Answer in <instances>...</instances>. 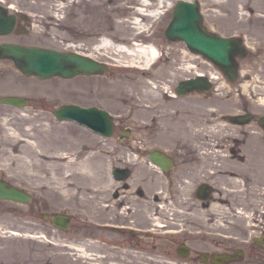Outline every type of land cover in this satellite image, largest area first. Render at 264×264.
<instances>
[{
  "label": "rangeland",
  "instance_id": "1",
  "mask_svg": "<svg viewBox=\"0 0 264 264\" xmlns=\"http://www.w3.org/2000/svg\"><path fill=\"white\" fill-rule=\"evenodd\" d=\"M142 1L12 0V4L21 5L33 18H36L34 29L41 35L37 41L60 50L92 52L98 59L112 63L109 65V70L102 75H81L73 79L60 77L42 79L27 77L12 62L0 61V96L21 94L31 99L25 107L0 104L2 142H4L5 134L1 124L3 120L9 121L8 126L22 133L21 137L24 138L30 121L38 124L51 123L54 135L61 131L65 132L67 138L83 139L82 151L86 146L83 153L87 152L90 147L85 145L86 143L95 145L91 150L97 151L99 156L90 163H98L101 157L105 160L102 163L104 178L100 180L97 177L85 178L89 183L107 184L109 177L113 176L111 166L118 165L121 168L135 169L130 177L123 181L130 185V190L121 191L118 199L113 198L117 184L108 191L103 187L105 190H101L94 198L87 197V199L82 196V191H77L76 196L70 198L62 190L31 186L28 179L24 177L25 174L20 175L23 170L17 168L16 163L11 165L10 161L1 159L0 179L28 191L32 194V200L29 203L0 201V264H75L76 262V264H140L141 257H143L140 256L143 255L140 245L143 244L139 243L137 249L134 246H127L120 232L106 231L103 232L105 233L103 237L100 236L103 234L101 231L97 232L101 240L107 241L106 244L90 241V245L84 249L86 246L83 243L84 223H96L100 220L124 221L121 215L123 216L122 211L124 212L126 207L130 206L137 213L138 205L147 202L151 207L148 213L149 221H156L160 217L165 222L166 217H163L161 213L160 215L159 212L162 211L163 201H166L171 190L167 178L142 157L134 155L131 148L169 150L173 148V144L179 142L182 148L186 144V148L190 149H200L199 145L211 143L213 145L211 152L218 151L220 157L217 158L216 154L210 155L213 158L211 164L215 166V169L211 168L212 165L209 167L213 171L218 170L219 173L222 171L221 173L226 174L214 182L213 197L218 202H214L208 211L197 210L200 205L193 199L194 188L179 190L182 199L186 201V208L181 211V215L187 220H185V225H187L185 231L188 236H173L171 240L168 239L169 237H161L163 235H160L159 231L156 232L155 234L159 237H152L149 242L148 247L152 248L149 257L154 256V264H177L176 261L179 264H202L199 261L187 262L180 258L175 250L176 244L173 247L171 242L185 239L194 251L192 257L197 258L201 251L211 247L214 239L227 238L235 240L234 247L241 246L246 249V255L235 264H264V194L261 192L264 189V129L258 124L259 118L264 116V108H260L263 107L264 94H253L249 90V87L264 89L262 64L264 24L260 19L247 21L244 25L237 24V12L229 8L220 9L217 6L207 5L208 0H195L200 3L204 18L203 24L208 30L226 36H240L247 45L249 55L238 59L240 78L232 83L211 62L190 51L184 41L166 40L164 32L172 18L174 6L179 0H164L163 7L160 6V0H149L151 3L149 9L159 10L157 16L142 14L144 16L142 17L131 14V11L144 7L141 4ZM260 10L259 13H264L261 7ZM210 16L213 18L210 19ZM139 18L145 26L140 30L135 24V19ZM104 35L111 37L114 42L121 45L137 47L138 44H153L167 51L169 61L158 67L152 76L144 75L141 69L133 67L132 57H120L121 60L117 61L114 50L99 48V39ZM179 52L183 55L182 62H185L187 66L185 72L178 71L185 73L186 77L194 76L195 71H204L207 74L215 71L219 77L214 79V87L206 93L200 95L192 93L183 101L168 102L163 98L162 89L163 86L174 85L175 81L172 79V81L166 80V83H162L160 79L167 74L168 63L174 62ZM127 62H130L131 66ZM135 63L143 65V62ZM148 82L152 86L157 85L153 87L152 94L155 92L154 95L149 92L147 96L148 92L142 89L149 84ZM140 94L144 96L141 99H139ZM148 102L150 105L158 106L154 113L156 118L160 115H168L169 112L174 113L184 104L200 103L194 107L201 118L205 120L217 118L212 124L216 125L214 131L206 128L211 131L208 135L217 137L216 132L218 131L220 135L230 132L231 136L226 135L222 140L211 141L204 138L205 134L200 132L201 136L196 139L197 136L192 134L194 132L186 128L184 132L186 137L181 140L177 137L176 132L178 131L169 130L167 132L165 128L159 127L155 137H152L150 129L149 131L147 129L148 117L153 115V111L146 110ZM66 103L81 105L98 103L112 111L116 115L115 133L105 138L76 122L59 120L54 114V109ZM257 103L261 105L255 106ZM245 110L246 113L256 114L255 122L251 121L249 124L237 126L223 118L224 114L245 115L246 113L243 112ZM121 113L127 115L128 119L118 123ZM215 113L217 117L213 116ZM185 118L186 116L179 122L180 125L184 122L188 125L190 117L187 116L184 120ZM201 127L198 126L196 129ZM1 144L3 143H0V148L3 146ZM174 154L178 165L172 175L195 179V172L187 173L182 172V168L180 169L183 151L174 152ZM68 158L67 155L66 160ZM206 172L208 171L201 172L197 169L198 179L208 180ZM138 187L144 189V195L136 193ZM155 196L159 199L155 200ZM123 200H125V205L119 212L113 204ZM104 208L109 210L106 211ZM58 212L72 215L70 227L65 231L56 230L50 223L51 218H45V213ZM205 213H214L218 220L210 225ZM148 225L152 223L149 222ZM227 235L230 237H226ZM260 236H263V245L253 242L256 237ZM108 237L114 238V241H117L116 244L127 247L131 253L120 250L118 246H112ZM243 239H246V242ZM130 244L137 245L136 241L134 243L131 241ZM133 249L138 250V253L131 251ZM82 253L85 256L81 257ZM87 255L90 258H87ZM77 259L81 261H76Z\"/></svg>",
  "mask_w": 264,
  "mask_h": 264
},
{
  "label": "flooded vegetation",
  "instance_id": "2",
  "mask_svg": "<svg viewBox=\"0 0 264 264\" xmlns=\"http://www.w3.org/2000/svg\"><path fill=\"white\" fill-rule=\"evenodd\" d=\"M34 19L29 12L23 8L19 4H12V0H0V45L4 44H17V45H24V46H31V45H40V46H46L54 48L51 45L42 44L38 40V37L41 36L39 33L36 32L34 29ZM41 33V32H40ZM48 33V32H47ZM97 40V36H96ZM165 52H167L165 50ZM249 55V51L247 52V56ZM183 55L179 52V54L176 55V58L174 62H170L169 67L167 69V74L162 76L160 79L162 83H166L167 81H172L174 79L175 84L171 86L169 84L166 87L163 94V98H165L168 102H171L173 100H181L183 101L186 96H178L176 94H173V92H176V89L178 87V83L182 79H186V75L182 74V72H185L187 64L185 62H182L183 58H181ZM186 60V59H185ZM0 61H10V59H6L0 56ZM168 60V56L164 58V60L156 66L155 69H153L156 72V69L160 67L162 64H166ZM177 69V70H176ZM181 70V71H178ZM181 73V74H180ZM151 75V74H147ZM174 76V77H172ZM179 76L181 78H179ZM157 87V85H155ZM169 87V88H168ZM197 94V93H196ZM200 95V94H197ZM31 101V99L29 100ZM100 106L98 103H92ZM189 104V106H188ZM184 104L182 107L178 108L179 110L174 111V118L175 120H178L179 116H182L187 119V116L190 118L194 115H198V111L196 110V105H199L200 103L194 102L193 104ZM246 113V110L243 111ZM170 113V112H169ZM168 113V115H169ZM172 113V112H171ZM213 116L217 117V114H213ZM120 119H118L119 122H125L126 118L128 119V116L121 115L119 116ZM172 118V121H174L172 116H169ZM182 120V119H181ZM148 121L150 125L147 127L148 131L150 129L151 136L155 137L157 128L159 127L160 120L156 118V116L153 115L148 117ZM116 122V121H115ZM187 125V122H184L182 125V129H184V132L186 131L185 126ZM116 130V125H115ZM182 131V133L184 134ZM150 136V135H149ZM185 141V140H184ZM180 143V142H179ZM173 144L172 149H162V148H152L150 150H143L140 147H137L136 149H131L135 155L140 156L143 158V160H146L151 166H155L152 160V155H155L159 152H154L155 149L162 150L166 155L169 157H172L174 159V166L171 167L167 171L159 170L161 171L167 178V183L170 186V193L169 196H167L166 201H163V208H161V213L163 215L165 222L160 219V217L157 218L156 221L151 220L149 221V210L150 206L147 202L146 204L138 205V211L136 213V210L132 209L130 206L126 207L125 211L121 215L122 218H124V221L119 222H112L110 220H100V222L96 223H84V231H83V243L86 244L85 248H87L88 245H90L91 242H98L102 244H106L107 241L101 240L99 237V234L97 232H120V235L125 239V244L127 246H134L136 249L138 248V244L141 243L143 245H140V251L143 255L141 257L143 264H154V256L149 257V254L152 253V248L148 247L149 242L152 240V237H159L155 233L158 232L160 235H163L161 237H169L168 239H172L173 236H188L187 232L185 231L187 228L186 219L184 216L181 215V211L186 208L185 202L182 198V196L179 193L180 189L185 188H194L195 194H194V200L199 203L197 207V210L203 211V210H210L211 205L216 201L214 195V182H216L218 179L222 178L223 175L226 173H219L218 170L215 169L214 165L211 164L213 161V158L210 157L209 154H206V149H196V148H186V144H184V148H182V145L180 144ZM182 144V143H181ZM181 146V147H178ZM211 151V149H209ZM179 151H183V160H181L182 165L180 169L182 168V172L185 171L187 173L195 172L196 178H190V177H175L172 175V173L177 169L178 160L175 156V153H179ZM205 153V154H203ZM234 153V152H233ZM213 156V155H212ZM216 159V158H215ZM209 165H212L210 169ZM118 166V165H117ZM135 168L130 169L131 173L134 171ZM197 169H200L201 172L203 170H207L206 172L209 177V179H198L197 176ZM212 171V172H211ZM211 172V173H209ZM130 173V175H131ZM119 185H122V188H118L113 193V198L118 199L120 196L121 191H127L130 190V185L123 181H118ZM125 183V185L123 184ZM136 193H139L141 195L145 194V191L142 187H138ZM173 195V196H172ZM159 197L155 196V200H158ZM222 203V201H220ZM192 204V203H191ZM125 205V200L121 202H117L116 204H113V206H116L121 211V208ZM109 210L108 208H104ZM157 210H160V208H157ZM158 213V212H157ZM140 216H139V215ZM160 214V215H161ZM207 215V221H209L210 225L215 223L218 218L215 216L214 213H205ZM130 216V217H129ZM118 218V217H117ZM154 219V216L152 217ZM186 220V221H185ZM151 222L152 225H148V223ZM157 224H156V223ZM156 224V225H155ZM157 226V228H156ZM158 227H161L160 229ZM165 227V228H162ZM211 231V230H207ZM105 233L101 237H103ZM226 237H230L227 235ZM108 241L112 243V246H118L121 249L125 250L126 252H130V250L127 247H123L119 244H116L117 241H114V238L108 237ZM135 242L137 245H132L130 242ZM177 241V240H176ZM172 241L173 247L175 246V250L180 256L179 252L187 253L186 257H181L183 260L187 262H200L202 264H235L238 261H241V259L246 255V249L243 247H234L235 240L233 239H227V238H216L214 241L211 242V247L208 249H204L201 251L197 258L192 257V254L194 253L192 246L186 242L185 239H179L178 242ZM244 242H246V239H243ZM260 241H263V238H260ZM117 248V247H116ZM180 250V251H179ZM134 253H138V250L135 251V249L131 250ZM131 253V252H130ZM134 256V255H133ZM194 258V259H193ZM137 262V261H136ZM177 264L179 262L176 261Z\"/></svg>",
  "mask_w": 264,
  "mask_h": 264
},
{
  "label": "bare ground",
  "instance_id": "3",
  "mask_svg": "<svg viewBox=\"0 0 264 264\" xmlns=\"http://www.w3.org/2000/svg\"><path fill=\"white\" fill-rule=\"evenodd\" d=\"M164 2V0H160L161 7H163ZM141 4L144 6L143 8L135 9L130 13L137 14L140 16H142V14L146 16H157L159 14V10L149 9V6L151 4L149 0H143ZM207 5L217 6L220 9L229 8L232 11L237 12L238 15L236 23L240 25H244L247 21L255 19H260L264 24V13L258 12L261 11L260 7L264 10V0H208ZM243 10H248L250 13H248V11L245 12ZM211 18H213V16H210V19ZM135 24L137 25L139 30L145 27L140 18L135 19ZM98 46L99 48H103L105 50H114V55L116 57L115 59L117 61L121 60L119 59L120 57H132V59H134V63L143 62V65H145L146 67H148L151 62L155 61L160 55L158 48L152 44H138L137 47L126 46L117 44L112 40L111 37L107 35H104L99 39ZM262 64L264 68V60L262 61ZM211 74L214 79L219 77V75L215 71H213ZM148 83L147 84L149 86L145 85L142 88L144 89V91L148 92V94H146L147 96H149V92L150 94H152L154 89V86H152L150 82ZM164 88L166 87H163L162 90H164ZM249 90H251L253 94H264V89L261 87H254L252 89L249 87ZM154 94L155 92L152 95ZM142 97L144 96L140 94L139 99H141ZM262 103L263 107L260 108H264V102ZM258 105L261 104H255V106ZM157 107V105H150V103L148 102L146 110L150 112L153 111V113H155V109ZM169 116H172L175 122H173L172 118H170ZM158 119L161 123L159 127L165 128V131H178L179 133L176 132L178 134L177 137L181 140L182 138L186 137V135L182 133V131L184 132V129H182L183 123L181 125L179 124L182 119V116H179L178 120H175L174 113L170 112L169 115H160ZM216 119L217 118L205 120L199 115H194L193 117L189 118L188 125H186L185 128L192 130V132H194L192 134L197 136L196 139L201 136L199 135L200 132L205 134L206 137L204 138H208L207 140L211 141H214L215 139L222 140V138H224L226 135L230 137V132L225 135H220L217 131V137H213V135H208V133H211V131L207 129H213L214 131L216 125L212 124L216 122ZM8 123L9 121L6 120H3L1 123L2 129L5 134L4 142H2L0 138V143H3L1 144L3 146L0 148V160L2 159L10 161L9 163L11 165L13 163H16L17 168H20L25 172L23 173V171H21L20 175L22 176L23 174H25L24 177L28 179L31 186H38L40 188L47 187L62 190L64 194L70 198L76 196L77 191H82V196L86 198H94L101 192V190L107 189L106 191H108L116 187V182L111 176L109 177V182L104 185H99L98 183L92 184L85 179H92L97 177L100 180V178H104L105 176L104 169H102L104 167L102 163L105 160L102 157L99 158V160L97 161L98 163H90L99 156V153L97 151L91 150L92 148H94L95 145L92 146L91 143H86L85 145L90 147L88 148L89 150L87 152L83 153L86 147L84 146L82 151L81 145L84 144L83 139H80L79 137L72 139L67 138L65 132L61 131H59L60 133L54 135L51 123L38 124L36 122L30 121V125L27 128V135L25 134V138L21 137L22 133H18L14 130V128L9 127ZM149 125L150 123L148 122V126ZM235 125L241 126L239 124ZM198 126L202 127L196 129V127ZM23 140L24 142H22ZM211 147H213L211 143H203L202 145H199V148H205L207 150L205 152L206 154H216L217 158L220 157L218 151L215 150V152H211L209 150L211 149ZM16 152H18L19 154H17ZM67 155L69 158L66 160ZM103 187L105 189H103ZM118 188H122V185H119V183L116 189ZM261 192L262 194H264V189H262ZM83 256L85 255L82 253L81 257ZM86 257L90 258V256L88 255ZM135 258L136 257H134V259ZM76 261H81V259H77ZM140 264L143 263L140 262Z\"/></svg>",
  "mask_w": 264,
  "mask_h": 264
},
{
  "label": "water",
  "instance_id": "4",
  "mask_svg": "<svg viewBox=\"0 0 264 264\" xmlns=\"http://www.w3.org/2000/svg\"><path fill=\"white\" fill-rule=\"evenodd\" d=\"M165 35L170 41L183 40L191 51L203 55L219 66L231 80L237 79L238 62L236 56L244 57L246 55L242 40L237 37L220 36L208 31L203 25V16L198 2L179 0ZM0 53L3 57H11L14 64L24 74L35 75L40 78L56 75L71 78L80 74L104 73L106 70L103 63L84 55L43 47L5 45L0 47ZM210 87L211 83L208 77L201 75L181 82L177 91L179 94H186L193 90L203 91ZM21 100L24 103V100L18 97L1 99L2 102L13 104H20ZM55 113L61 119H75L79 123L106 135L112 133L113 122L106 110L96 107L84 108L77 105H64L58 108ZM245 119L248 121L249 117ZM152 158L164 169L171 166L172 161L169 158L157 153L152 155ZM117 171L115 172L119 173L120 177H126L125 171L120 169ZM31 198L32 196L28 192L0 180V199L26 203ZM69 221L70 217L67 215H56L54 219V223L62 228H66Z\"/></svg>",
  "mask_w": 264,
  "mask_h": 264
}]
</instances>
